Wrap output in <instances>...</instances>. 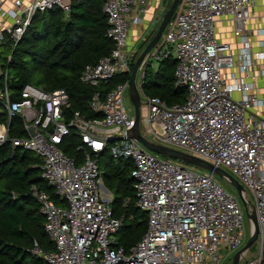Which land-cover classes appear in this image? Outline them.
I'll list each match as a JSON object with an SVG mask.
<instances>
[{"label":"built area","instance_id":"1","mask_svg":"<svg viewBox=\"0 0 264 264\" xmlns=\"http://www.w3.org/2000/svg\"><path fill=\"white\" fill-rule=\"evenodd\" d=\"M72 1L0 0V53L6 45L15 48L36 14L58 9L67 15ZM102 2L113 47L79 77L95 89L90 110L101 118L73 112L66 121L65 90L48 92L31 84L12 90L8 68L0 62V148L36 155L42 178L65 203L56 205L32 188L54 245L52 252L35 253L46 264H220L221 248L236 251L245 240L237 197L214 173L160 158L132 137L134 111L124 103L129 80L103 95L98 90L115 76L130 74L141 27L147 29L164 12L163 0ZM176 9L141 67L171 56L175 84L185 88L186 97L168 105L139 89L140 135L226 171L251 193L260 245L258 258L245 264H264V0H179ZM71 131L80 141L79 159L60 148ZM106 150L113 159L133 163L135 206L147 217L143 236L128 253L116 245L123 218L113 217L111 193L100 177L98 156Z\"/></svg>","mask_w":264,"mask_h":264},{"label":"trees","instance_id":"2","mask_svg":"<svg viewBox=\"0 0 264 264\" xmlns=\"http://www.w3.org/2000/svg\"><path fill=\"white\" fill-rule=\"evenodd\" d=\"M169 2L168 5L172 0ZM102 6V0H73L67 15L58 9L36 14L15 48L4 47L10 59L0 53L3 68L13 72L10 89L19 90L25 84L48 92L62 89L69 96L66 121L73 112L88 119L101 118V114L90 110L95 89L82 84L79 77L86 65L108 56L113 47L106 36L108 25ZM25 57H29V61H24ZM175 67L176 62L171 56L159 61L154 68L146 65L139 87L142 94L157 97L168 105L183 103L186 91L175 84ZM129 77L130 74L115 76L98 90L103 95ZM79 144L78 137L71 131L60 148L66 155L79 159ZM106 156H109L107 150L98 156L100 177L111 193L113 217L123 218V224L115 234L116 245L128 253L143 236L147 217L135 206L130 178L133 163L110 156L105 161ZM40 163L41 160L31 152L18 150L11 154L8 146L0 148V264H46L35 251H54V245L44 231V218L32 188L48 194L56 205L64 206L65 203L42 178Z\"/></svg>","mask_w":264,"mask_h":264},{"label":"water","instance_id":"3","mask_svg":"<svg viewBox=\"0 0 264 264\" xmlns=\"http://www.w3.org/2000/svg\"><path fill=\"white\" fill-rule=\"evenodd\" d=\"M179 0H172L171 5L169 9L164 13L163 18L159 24V27L154 34V36L151 38V40L147 43L144 50L141 52V54L138 56V58L135 60L133 68L130 72L129 77V99L133 106L134 116H135V126L131 131L132 137L136 139L139 143L143 145L144 148H146L151 153H155L157 155L164 156L166 158H171L174 160H178L180 162L190 164L194 167L203 169L208 171L209 173H214L217 176L224 178L232 188H234L237 193L239 199L242 201L244 208V194L245 190L244 188L232 177L230 176L226 171L220 169V168H214L211 164L204 162L194 156H190L184 152L168 148L161 145H155L151 142H149L147 139H145L143 136L140 135L139 128H138V122L140 118V95H139V89L136 86L135 80L138 70L140 69L144 58L146 55L155 47V45L158 43L159 39L161 38L164 30L166 29L167 25L170 23L175 10L178 6ZM113 142V140H111ZM246 217L251 223V233L249 235V238L243 248L238 250L233 258L231 264H239L240 259L243 257V255L248 251L249 247L254 244L258 240L259 236V227L258 223L255 217V213L252 209L251 213L246 211Z\"/></svg>","mask_w":264,"mask_h":264},{"label":"rangeland","instance_id":"4","mask_svg":"<svg viewBox=\"0 0 264 264\" xmlns=\"http://www.w3.org/2000/svg\"><path fill=\"white\" fill-rule=\"evenodd\" d=\"M170 0H163L162 2V8L165 9V12L169 9L170 5H168L170 2ZM177 11V9H176ZM164 12V13H165ZM164 15V14H163ZM163 16L161 17V20H162ZM173 18V17H172ZM159 18V16H157L156 20L153 21L152 24H150V26L147 28V29H144V27H141V30H142V33H143V36H142V39L139 40V41H136V43H134V47L132 49V58L130 59V62L129 64L131 65V63L135 60L136 56L139 54H141V52L143 51L142 49L145 48L146 44L149 42V40L152 38V36H154V34L156 33L158 27H159V24L161 22V20ZM223 27L224 26H220L218 27V32H222L223 31ZM222 29V30H221ZM166 30H164L163 34H162V37L164 36ZM147 42V43H146ZM4 53L6 54L5 56H8V51L6 50L4 52V48L1 49V53ZM138 58V57H137ZM24 61H29V57H25L24 58ZM153 68L156 66V65H151ZM142 67H140V69L138 70L137 72V75H136V80H135V83H136V86L139 88L140 87V82H141V76H142ZM9 72V75H10V78L13 76V72H12V69H9L8 70ZM124 103L126 105V107H129L133 109V106L130 102V99H129V92H126L125 95H124ZM142 127V125H140ZM143 129V127L141 128V130ZM145 134H146V138H148L149 140L151 139V137L149 135H147L146 131H143ZM160 158H166L164 156H161L159 155ZM105 161H108L109 160V156H106L104 157ZM169 159L170 161H173L183 167H186V168H193L195 171L201 173V174H208L209 172L206 171V170H203V169H200V168H197V167H194L190 164H186V163H183V162H180L178 160H174V159H171V158H167ZM213 179L216 180L217 182L221 183V185L224 187L225 190H227L229 193L235 195L237 197V200H238V204L243 212V224H244V229H245V240H244V243L236 250V251H231V252H228L225 248H221L220 250V254L222 255V258L220 260V264H231L232 262V258L234 256V254L241 248H243L249 238V235L251 233V223L249 222V220L247 219L246 217V211H248L249 213H251L252 211V207H253V197L251 195V193L249 191L246 190L245 192V196H244V199L246 201H244V204H245V207L244 208V205L242 203V201L239 199L238 197V193L237 191L232 188V186H230V184L224 179V178H221L219 176H217L216 174H214L213 176ZM105 188V187H104ZM259 245H260V241H256L254 242L253 245H251L244 257L243 260H240L239 261V264H245V262L247 260H250V259H257L258 256H259Z\"/></svg>","mask_w":264,"mask_h":264},{"label":"crops","instance_id":"5","mask_svg":"<svg viewBox=\"0 0 264 264\" xmlns=\"http://www.w3.org/2000/svg\"><path fill=\"white\" fill-rule=\"evenodd\" d=\"M24 2H26V3H28L30 0H23ZM152 11V10H151ZM164 12H165V9H164ZM164 12L162 13V14H160L159 15V18H160V20H161V17L163 16V14H164ZM147 18H149V16H147ZM159 20V21H160ZM136 35V30H135V28L134 27H131V43H134V40H135V36ZM138 88V87H137ZM138 89H140V88H138Z\"/></svg>","mask_w":264,"mask_h":264}]
</instances>
